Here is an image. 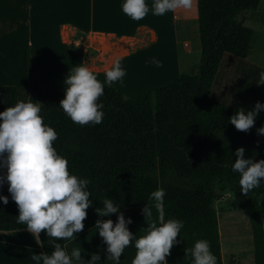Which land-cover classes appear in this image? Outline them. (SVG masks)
<instances>
[{"label":"trees","instance_id":"obj_1","mask_svg":"<svg viewBox=\"0 0 264 264\" xmlns=\"http://www.w3.org/2000/svg\"><path fill=\"white\" fill-rule=\"evenodd\" d=\"M261 1L197 0L202 56L196 71L134 97L105 85L99 98L105 116L96 125L75 123L59 108L65 85H42L35 48L27 47L26 82L0 86V101H6L0 102V112L21 101L23 92L27 100L41 102L44 122L58 133L53 146L67 158L70 172L91 180L93 204L86 210L84 229L74 233L75 238L93 228L97 219L114 215L99 217L95 212L104 198L121 203L120 211L138 208L147 203L152 191L163 187L165 219L184 221L176 238L181 242L171 248L168 264H190L184 249L198 239L209 240L217 264H224L215 202L224 193L238 192L248 204L255 264H264V185L245 194L240 191L239 173L231 169L238 147L245 148L246 157L255 154V160L264 159V136L256 132L264 125V112L252 129L240 131L228 123L238 107L211 96L224 55L249 57L255 31L243 25L239 15L257 10ZM7 188V183L0 186V195L9 196L7 205L0 202V233L26 230V224L17 223L18 206ZM38 236L49 255L54 251L49 239L65 251L73 240L50 238L44 230Z\"/></svg>","mask_w":264,"mask_h":264},{"label":"clouds","instance_id":"obj_2","mask_svg":"<svg viewBox=\"0 0 264 264\" xmlns=\"http://www.w3.org/2000/svg\"><path fill=\"white\" fill-rule=\"evenodd\" d=\"M192 4L193 0H154L152 13L161 16L178 8L190 9ZM149 10L146 0H124L122 3V11L132 20L143 19ZM151 63L162 66V61L154 57ZM125 75L119 58L106 70L103 82L87 64L73 66L63 81L64 98L60 100L59 108L80 125L100 124L105 112L99 98L104 95L105 85L122 83ZM257 84L264 85V71ZM42 106L41 102L30 98L0 112V170L6 169L0 174V186L7 183L11 200L18 206L17 223L26 224L27 230L35 233L37 238L44 230L48 237L63 238L67 242L75 239L74 233L85 227L86 210L93 204L89 199L92 196L88 187L91 180L70 172L67 158L53 146L58 133L44 122ZM261 112H264V102L256 101L250 109L237 108L228 123L247 132L254 127ZM256 132L264 136V125ZM234 155L236 159L231 163V169L239 173L240 191L247 194L264 185V159L255 160V154L246 157L244 147H238ZM165 196L163 187H157L149 194L141 209L149 224L145 234L139 236L129 230L133 221L120 211L122 204L108 197L103 199V206L95 208L97 215L110 217L116 214L115 222L110 218L95 222L109 259L119 264L125 247L134 242L136 254L132 264H168L166 257L171 248L181 242L176 238L184 228V221L165 219ZM0 202L7 205L9 196L0 195ZM153 208L157 213L156 220L152 219ZM48 243L54 246L51 255L35 254L33 260H42L43 264H96L100 261L97 253H92L85 261L80 248H74L69 255L55 239H49ZM184 251L185 257H190V264H217L207 239L196 240L194 246L186 247Z\"/></svg>","mask_w":264,"mask_h":264},{"label":"crops","instance_id":"obj_3","mask_svg":"<svg viewBox=\"0 0 264 264\" xmlns=\"http://www.w3.org/2000/svg\"><path fill=\"white\" fill-rule=\"evenodd\" d=\"M123 2L124 0H0V45L7 46L9 39L16 40L19 45V41L21 42V70L17 65V74L14 73L20 76L21 84L14 85H24L26 82V49L29 46L35 48L40 82L44 86L64 84L72 67L81 63L87 64L103 82L105 72L113 62L119 58L122 64L133 56L132 51L137 46L148 48L168 43L172 50V61L177 66H184L190 71L193 58L200 63V39L195 48L190 36L191 30L192 33L195 30L199 32L197 0H194L190 9L178 8L175 12H167L161 16L152 13L154 0H146L150 10L141 20H132L127 16L122 11ZM239 21L255 31L253 41L258 34H264V0L257 10L240 14ZM256 60L257 57L253 58V46L246 59L226 53L216 75L211 96L229 106L238 107L242 97L240 89L246 88L259 91L264 102V85L257 84L264 66L257 65ZM183 72L179 70L176 78ZM227 81H232V101L226 100V95H221V91L229 85ZM237 83L240 89L237 88ZM254 105L255 103L247 105L246 102L245 107ZM143 207L125 208L121 211L127 217L142 214ZM126 209L131 210L125 211ZM115 216L116 214L110 219ZM147 221L145 231L149 224L148 219ZM220 237L223 256L225 238L229 239L227 234L224 240L223 235ZM74 248H80L85 261L90 259L92 253H97L100 261L96 264L113 263L107 256L106 245L95 226L68 242L67 254L71 255ZM43 253L39 236L37 238L35 233L27 229L0 233V264H43L42 260L37 262L32 259L35 254ZM134 256L135 252L125 255L128 258L124 259L125 263L121 257L119 264H132ZM253 258L252 256V260ZM223 262L226 264L224 256ZM235 264H239L238 261Z\"/></svg>","mask_w":264,"mask_h":264},{"label":"rangeland","instance_id":"obj_4","mask_svg":"<svg viewBox=\"0 0 264 264\" xmlns=\"http://www.w3.org/2000/svg\"><path fill=\"white\" fill-rule=\"evenodd\" d=\"M194 3V0H193ZM194 22H196V17H193ZM192 24V21H191ZM264 32V31H263ZM196 30L192 33L191 30V39L193 41V46L197 48V42L199 41V36ZM20 45L21 42L19 41ZM6 45H0V86H11L14 83L20 82V76L14 75L17 71V65L20 69L19 60L22 57V49L21 46L16 42V40L9 39L6 42ZM253 58L257 57L256 63L262 64L264 66V34H258L253 43ZM196 50V49H195ZM107 51V49H106ZM133 56L128 60L123 62L121 65L127 70V66L134 67L133 72H137L140 76L139 80L129 81L127 80L128 76L126 75L123 78V82H114L111 86L121 90L127 97H134L150 92H154L158 88L168 84L169 82L176 79V74L179 70L184 71V73H193L196 71L199 62H197L193 58V64L190 68V71L186 69L184 66H177L172 61V50L168 43L165 44H156L149 46L148 48H140L136 47L134 51H132ZM156 58L162 61L161 67H155V72H150V67H152L153 63H151L152 58ZM196 61V62H195ZM168 67V68H167ZM146 68V69H145ZM158 68V69H156ZM165 68H167L165 70ZM177 69V70H176ZM15 70V71H13ZM21 70V69H20ZM144 70V72H143ZM165 70V71H164ZM186 70V71H185ZM17 74V73H15ZM182 74V73H181ZM180 74V75H181ZM178 77V76H177ZM228 86L225 87L224 90L221 91V95H226L225 99L232 101L234 100L233 94L231 91L232 81H227ZM237 79H235V83ZM237 88L240 89L238 83ZM234 93V92H233ZM240 93L242 97L239 100V108H251L245 107L246 102L247 105H252V103H256V101H263V97H260L259 91L249 90L246 88L240 89ZM21 100L27 101L26 94L23 92L21 96ZM244 103V105H242ZM249 103V104H248ZM215 207L218 211L219 215V225L221 232L223 234V240L225 238V234H227V240L225 238L226 247H223V256L225 257L226 264H254V258L252 260V256L254 257V243L252 236V228L250 224V219L247 213V200L238 192L234 193H224L220 197L219 200L215 202ZM154 209V208H153ZM131 209H126L125 211H130ZM132 213V212H131ZM133 215V216H132ZM128 215L126 218L130 217L134 223H140V229L145 231V224L148 223L147 218H145L142 214H132ZM153 220L157 219V213L155 209L153 210ZM115 222L116 216L112 218ZM137 225V224H136ZM136 227V226H135ZM139 228V226H138ZM129 230L134 232V230ZM143 232L138 231V236L142 235ZM220 232V234H221ZM145 234V233H144ZM222 234L220 236H222ZM224 242V241H223ZM228 245V247H227ZM136 254V248L134 244H129L125 247L124 253L122 254V258H125V255H131V253ZM129 261V260H128ZM125 263V260L123 261ZM112 264H116L113 261Z\"/></svg>","mask_w":264,"mask_h":264},{"label":"bare ground","instance_id":"obj_5","mask_svg":"<svg viewBox=\"0 0 264 264\" xmlns=\"http://www.w3.org/2000/svg\"><path fill=\"white\" fill-rule=\"evenodd\" d=\"M128 68H127V70H126V73H128L127 74V80H129V81H134L135 82V80H139L138 79V77L140 76L139 74H137V72H133V69H134V67H132V66H127ZM156 67V65H153L152 67H150L151 69H150V72L151 73H153V72H155V68ZM61 68V67H60ZM62 68H63V66H62ZM61 68V69H62ZM146 69V68H145ZM156 69H158V68H156ZM143 72H144V70H143ZM241 95V94H240ZM242 96V95H241ZM137 224V225H136ZM138 224H140V223H134V224H131L130 225V229L131 230H134V234L136 233L137 234V236H138V231H141V232H143L144 230L143 229H140V225H138ZM136 226V227H135ZM138 226H139V228H138ZM221 230V229H220ZM143 234H144V232H143ZM223 235V234H222ZM134 243V242H133ZM225 244V243H224Z\"/></svg>","mask_w":264,"mask_h":264},{"label":"water","instance_id":"obj_6","mask_svg":"<svg viewBox=\"0 0 264 264\" xmlns=\"http://www.w3.org/2000/svg\"><path fill=\"white\" fill-rule=\"evenodd\" d=\"M196 92H198V89L196 90Z\"/></svg>","mask_w":264,"mask_h":264}]
</instances>
